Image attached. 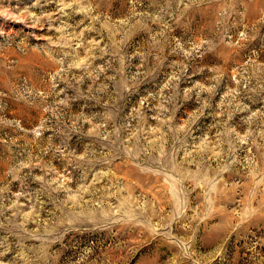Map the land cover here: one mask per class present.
<instances>
[{
  "label": "rangeland",
  "instance_id": "1",
  "mask_svg": "<svg viewBox=\"0 0 264 264\" xmlns=\"http://www.w3.org/2000/svg\"><path fill=\"white\" fill-rule=\"evenodd\" d=\"M0 264H264V0H0Z\"/></svg>",
  "mask_w": 264,
  "mask_h": 264
}]
</instances>
